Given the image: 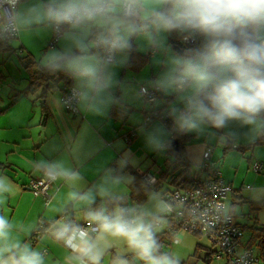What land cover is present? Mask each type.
I'll list each match as a JSON object with an SVG mask.
<instances>
[{
  "label": "crops",
  "instance_id": "crops-1",
  "mask_svg": "<svg viewBox=\"0 0 264 264\" xmlns=\"http://www.w3.org/2000/svg\"><path fill=\"white\" fill-rule=\"evenodd\" d=\"M35 2L20 0L18 7ZM17 27L15 38L0 42V186L5 189L0 192V217L9 224L5 244L27 245L40 254L42 264H91L80 251L69 250L54 236L52 228L62 224V215H67L72 224L90 222L84 209L97 201L106 214H114L121 207L113 205L107 211L104 201L128 196L134 173H147L157 182L150 185L145 203L136 208L128 202L127 212L132 215L136 209V216H142L154 232H163L168 219L160 215L164 209L161 195L184 187L186 177L189 181L203 178V152L211 148L216 167L231 187L226 206L243 230L240 247L251 248L262 258L256 245L250 244L248 226L253 222L264 225V207L251 209V204L264 201V170H252L254 161L264 164V143L253 144L264 137V116H257L251 124L232 120L222 128L204 126L199 132H188L191 136L184 142L183 157L178 161L171 151V147L178 151V144L172 143L177 131L172 116L167 123L158 119L145 122L153 110L170 114L172 107H179L174 94L160 91L153 103L139 94V87L156 83L164 63L179 52L175 34L159 50H149L142 41L134 40L140 56L132 59L129 53L125 61L111 69L109 88L88 100L79 99L78 113L71 115L60 100L62 79L45 92L40 88L26 93L30 73L24 58L46 67L44 57L51 47V30ZM70 84L76 86L71 77ZM111 109L123 113L114 116ZM129 130L135 134L126 141L124 134ZM150 137L154 143H149ZM248 145L251 147L238 149ZM44 171L56 174L48 203L28 186L31 178ZM40 220L52 225L33 243L32 234ZM88 242L101 253L98 264H146L122 238L97 232ZM161 247L177 264L225 263L224 257L212 256L215 248L199 234L175 232L171 238H164ZM43 248L47 250L44 255Z\"/></svg>",
  "mask_w": 264,
  "mask_h": 264
},
{
  "label": "clouds",
  "instance_id": "clouds-1",
  "mask_svg": "<svg viewBox=\"0 0 264 264\" xmlns=\"http://www.w3.org/2000/svg\"><path fill=\"white\" fill-rule=\"evenodd\" d=\"M0 22L5 28L51 30L56 44L45 54L46 66L68 74L80 100L109 88L111 69L127 59L134 40L159 50L172 34L182 42L200 38L198 46L171 55L156 81L179 104L170 112L176 130L222 128L232 120L251 124L264 114V0H36L24 8L17 0H0ZM149 143H154L151 137ZM88 220L101 236L122 238L146 264H177L156 254L152 227L142 216L129 218L121 208L112 215L92 212ZM8 229L0 217V264H42L27 245L4 243ZM68 231L63 228L58 235ZM77 234L81 245L74 250L98 264L101 253L88 234L73 230L69 238Z\"/></svg>",
  "mask_w": 264,
  "mask_h": 264
},
{
  "label": "built area",
  "instance_id": "built-area-1",
  "mask_svg": "<svg viewBox=\"0 0 264 264\" xmlns=\"http://www.w3.org/2000/svg\"><path fill=\"white\" fill-rule=\"evenodd\" d=\"M19 2L20 0H17V5ZM17 35V26L5 28L3 23L0 22V42H7ZM176 42L180 48L194 47L199 42V38L195 42L191 40L182 42L176 36ZM55 44L56 40L52 34L49 46ZM61 89L60 100L64 108L71 115L77 114L79 98L74 95L76 86L64 82ZM160 91L156 87V83L139 87V94L149 103L156 100ZM261 116H264V114H261ZM153 119H159L167 123L171 120V116L168 111L153 110L151 114L146 116L145 122L148 123ZM134 134L133 130H129L124 134V139L130 141ZM201 169L205 171L206 175L196 184L189 187H178L161 195L164 209L163 214L160 215L169 220L167 229L174 233L188 232L205 236L215 248L212 256L214 258L224 257V264H264V259L256 256L251 248L240 247L243 230L235 223L226 206L231 187L223 180L219 169L216 167V162L212 159L211 148H207L203 152ZM252 170L260 172L264 170V164L254 161ZM142 176L148 185L157 182L154 177L149 176L147 173H143ZM55 180L56 174L54 172L44 171L41 175L31 178L28 186L34 195L42 196L45 203H48L51 200L50 188ZM136 215L137 210L134 209L129 218ZM59 220L62 224L52 228L53 234L72 252H77L74 249L81 242L78 234L74 238H69L72 237L73 230L86 232L88 234L87 239L98 232V226L93 222L72 224L67 215L60 216ZM155 224L159 225V219H155ZM51 225L49 222L40 220L33 231L32 242H38L41 236L49 231ZM63 228H67L68 233L58 235ZM46 252L47 250L43 248L41 254L44 255Z\"/></svg>",
  "mask_w": 264,
  "mask_h": 264
},
{
  "label": "trees",
  "instance_id": "trees-1",
  "mask_svg": "<svg viewBox=\"0 0 264 264\" xmlns=\"http://www.w3.org/2000/svg\"><path fill=\"white\" fill-rule=\"evenodd\" d=\"M175 40H176V36H175ZM200 43H202L201 39L199 38V42L195 45L198 46ZM194 46V47H195ZM186 48H182V50H184ZM131 54V58H135L136 56H140L139 53L134 49L130 52ZM24 62H25V66L29 71V82H28V86L26 88V93L27 92H35L38 89H42V92H45L48 88H51L54 83L57 81V79H62L63 82L70 84V76L67 75L66 73H64L63 71H53L51 70L49 67H38L35 65L34 61L31 58H24ZM51 81L53 82V84L51 83ZM43 106V105H42ZM112 115L117 116L120 115L121 111L117 110V109H111L110 112ZM122 115V114H121ZM191 135L189 133H182L180 131H175V140L176 143L178 144V151H175L172 147H171V151L175 154L176 159L182 160L183 154H182V150H183V144L185 141L188 140V138ZM257 143H264V137L259 138L258 140H256L253 144H257ZM228 147H231V145L228 144ZM251 145L248 146H242V147H238V149L243 150L246 148H250ZM180 163V162H179ZM180 165V164H179ZM199 180L197 179H192L191 181H189V178L186 177L185 178V184L183 185L184 187H189L192 186L194 184H196ZM150 191V185H148L145 180L143 179L142 174L138 175L136 173H134V177L133 180L130 184L129 187V194L128 196L124 197V196H119V197H112V198H108L104 201V206L106 208L107 211H109L111 209V207L113 205H119L122 209H124L127 212V207L126 205H128V202H130L131 204H133L136 208L142 206L146 199H147V195ZM261 207H264V201L257 203V204H251V209L252 211H256L258 209H260ZM102 209V204H100L99 201L93 203L92 205L88 206L87 208L84 209V213L86 214H90L92 212H96V211H101ZM129 216V214H128ZM159 219L160 216H156L155 219ZM169 223V220H168ZM248 229L250 231V244L253 243L256 245V247L259 250V254L262 258H264V225H260L257 223H252L248 226ZM157 245H158V250H157V255H166V253H164L162 251V242L164 240V238H171L174 234L173 231L171 230H164L163 232L160 233H156L154 232V230L152 229Z\"/></svg>",
  "mask_w": 264,
  "mask_h": 264
},
{
  "label": "water",
  "instance_id": "water-1",
  "mask_svg": "<svg viewBox=\"0 0 264 264\" xmlns=\"http://www.w3.org/2000/svg\"><path fill=\"white\" fill-rule=\"evenodd\" d=\"M177 50H178L179 52H182V51H183V50H182L181 48H179V47H177ZM172 143L175 144V143H176V140H174Z\"/></svg>",
  "mask_w": 264,
  "mask_h": 264
},
{
  "label": "rangeland",
  "instance_id": "rangeland-1",
  "mask_svg": "<svg viewBox=\"0 0 264 264\" xmlns=\"http://www.w3.org/2000/svg\"><path fill=\"white\" fill-rule=\"evenodd\" d=\"M165 111H167V110H165ZM159 120V119H158ZM160 121V120H159ZM162 214H163V211H162Z\"/></svg>",
  "mask_w": 264,
  "mask_h": 264
}]
</instances>
